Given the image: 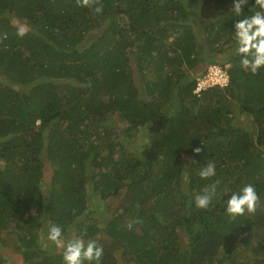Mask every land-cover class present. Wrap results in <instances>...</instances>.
I'll list each match as a JSON object with an SVG mask.
<instances>
[{
  "label": "trees",
  "instance_id": "trees-1",
  "mask_svg": "<svg viewBox=\"0 0 264 264\" xmlns=\"http://www.w3.org/2000/svg\"><path fill=\"white\" fill-rule=\"evenodd\" d=\"M101 2L97 15L0 0V264H63L49 224L95 240L100 264H264V68L234 55L243 16L232 0ZM211 65L228 85L198 97ZM246 184L260 205L232 221L226 202Z\"/></svg>",
  "mask_w": 264,
  "mask_h": 264
},
{
  "label": "clouds",
  "instance_id": "clouds-1",
  "mask_svg": "<svg viewBox=\"0 0 264 264\" xmlns=\"http://www.w3.org/2000/svg\"><path fill=\"white\" fill-rule=\"evenodd\" d=\"M75 2L78 7L87 8L97 15L103 13L104 5L101 0H75ZM248 7L249 0H232L229 10L237 17L243 16L233 25L234 55L240 57L242 70L255 75L261 68H264V0H254L251 14L244 16V10ZM16 25L18 38H23L30 30L26 21H16ZM224 83H228L227 77ZM200 152V147L193 149L194 154ZM198 175L202 180H211L216 176L214 163L209 162L201 167ZM219 183V180H215L206 184L195 196L194 205L197 209H209ZM259 205L260 197L255 187L246 184L227 200L225 214L230 220L235 221L245 214L254 215ZM128 227L131 229V224ZM84 235L82 233L80 236L65 241L62 229L58 225L49 224L47 240L56 249L62 250L63 264H100L103 247L98 246L95 240L86 242Z\"/></svg>",
  "mask_w": 264,
  "mask_h": 264
},
{
  "label": "built area",
  "instance_id": "built-area-1",
  "mask_svg": "<svg viewBox=\"0 0 264 264\" xmlns=\"http://www.w3.org/2000/svg\"><path fill=\"white\" fill-rule=\"evenodd\" d=\"M205 74L201 77H198L195 81L193 88V94L200 96L203 91L212 87L224 88L228 85L224 83L225 78H228V75L224 68H221L217 65H211L205 70ZM229 81V80H228Z\"/></svg>",
  "mask_w": 264,
  "mask_h": 264
},
{
  "label": "rangeland",
  "instance_id": "rangeland-1",
  "mask_svg": "<svg viewBox=\"0 0 264 264\" xmlns=\"http://www.w3.org/2000/svg\"><path fill=\"white\" fill-rule=\"evenodd\" d=\"M246 127L247 126V124L245 123L244 125H243V127ZM248 127V126H247ZM246 127V128H247ZM71 236H73V234H71ZM46 241V239L45 238H43V242H45ZM7 257H9V258H11V263L12 264H20V261H19V258L17 257V256H15L14 255V259L10 256V255H8Z\"/></svg>",
  "mask_w": 264,
  "mask_h": 264
}]
</instances>
